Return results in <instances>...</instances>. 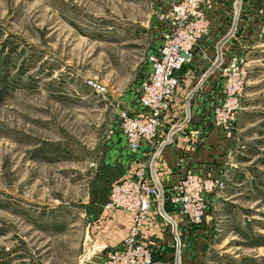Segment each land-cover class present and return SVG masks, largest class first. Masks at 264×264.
I'll use <instances>...</instances> for the list:
<instances>
[{
    "label": "rangeland",
    "instance_id": "1",
    "mask_svg": "<svg viewBox=\"0 0 264 264\" xmlns=\"http://www.w3.org/2000/svg\"><path fill=\"white\" fill-rule=\"evenodd\" d=\"M177 1L0 0V264H87L86 211ZM243 65L234 165L206 178L208 213L176 226L171 264H264V43Z\"/></svg>",
    "mask_w": 264,
    "mask_h": 264
},
{
    "label": "crops",
    "instance_id": "2",
    "mask_svg": "<svg viewBox=\"0 0 264 264\" xmlns=\"http://www.w3.org/2000/svg\"><path fill=\"white\" fill-rule=\"evenodd\" d=\"M206 2L209 35L195 49L193 62L178 73L180 84L156 144L153 147L142 144L133 155L121 133V140L109 148L105 160L108 172L98 181L103 190L93 194L86 211L91 220L88 245L91 253L84 259L87 264H101L107 253L121 249L133 223L130 213L105 208L113 181L131 178L140 167H146L151 179L170 193L188 173L217 178L234 165L233 131L227 132L214 124V107L223 99L220 63L226 65L233 57L248 62L250 55L264 43V0ZM168 212L172 218L167 214L166 217L173 228L155 212L151 227L142 236L156 264L172 263V235L176 234L180 240L176 226L185 236L191 230L180 214L172 209Z\"/></svg>",
    "mask_w": 264,
    "mask_h": 264
},
{
    "label": "built area",
    "instance_id": "3",
    "mask_svg": "<svg viewBox=\"0 0 264 264\" xmlns=\"http://www.w3.org/2000/svg\"><path fill=\"white\" fill-rule=\"evenodd\" d=\"M206 3V0H178L159 17L171 27V32L157 55L151 58V70L140 83L138 108L124 109L119 116L120 133L133 155L139 152L142 144L149 147L156 144L165 114L170 111L180 84L178 73L193 62L195 49L209 35ZM243 61L235 58L221 69L223 101L214 107L213 114L214 124L227 132L233 131L246 87L247 70ZM151 176L146 167H140L133 177L112 186L105 208L130 213L133 223L123 247L107 253L103 264H153L150 251L142 243V236L154 221V211L165 219L164 207L168 204L187 225H199L208 213L209 199L219 183L217 179L188 173L168 193Z\"/></svg>",
    "mask_w": 264,
    "mask_h": 264
}]
</instances>
